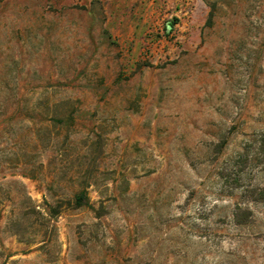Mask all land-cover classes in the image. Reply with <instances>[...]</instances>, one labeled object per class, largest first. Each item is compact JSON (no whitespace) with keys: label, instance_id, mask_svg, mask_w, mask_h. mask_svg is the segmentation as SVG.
Masks as SVG:
<instances>
[{"label":"rangeland","instance_id":"1","mask_svg":"<svg viewBox=\"0 0 264 264\" xmlns=\"http://www.w3.org/2000/svg\"><path fill=\"white\" fill-rule=\"evenodd\" d=\"M262 134L264 0H0V264H264Z\"/></svg>","mask_w":264,"mask_h":264},{"label":"trees","instance_id":"2","mask_svg":"<svg viewBox=\"0 0 264 264\" xmlns=\"http://www.w3.org/2000/svg\"><path fill=\"white\" fill-rule=\"evenodd\" d=\"M259 142H260V148H259L260 155H262L263 159H264V134H262L260 136ZM262 165H263L262 168L264 171V161L262 162ZM261 197L264 200V190L261 191ZM87 200H88L87 194L85 192H80L79 194H76L74 196V203H75L74 205L76 208H81V207L85 206V202ZM35 213H37L39 215V217H42V220L45 219L40 213H38V212H35ZM46 214H47L48 218H55L60 214V212H58V209H56V208H52V209L48 208L46 210Z\"/></svg>","mask_w":264,"mask_h":264}]
</instances>
